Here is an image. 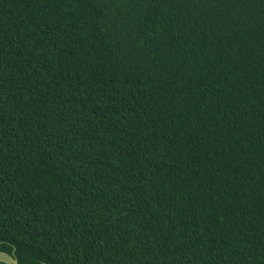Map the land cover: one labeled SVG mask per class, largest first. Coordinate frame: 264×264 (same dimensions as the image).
<instances>
[{"label":"trees","instance_id":"trees-1","mask_svg":"<svg viewBox=\"0 0 264 264\" xmlns=\"http://www.w3.org/2000/svg\"><path fill=\"white\" fill-rule=\"evenodd\" d=\"M0 251L264 264V0H0Z\"/></svg>","mask_w":264,"mask_h":264},{"label":"water","instance_id":"water-1","mask_svg":"<svg viewBox=\"0 0 264 264\" xmlns=\"http://www.w3.org/2000/svg\"><path fill=\"white\" fill-rule=\"evenodd\" d=\"M0 262L4 264H19L18 261L14 258V256L3 251H0Z\"/></svg>","mask_w":264,"mask_h":264},{"label":"snow or ice","instance_id":"snow-or-ice-1","mask_svg":"<svg viewBox=\"0 0 264 264\" xmlns=\"http://www.w3.org/2000/svg\"><path fill=\"white\" fill-rule=\"evenodd\" d=\"M234 2H237L238 3V2H241V0H234Z\"/></svg>","mask_w":264,"mask_h":264}]
</instances>
